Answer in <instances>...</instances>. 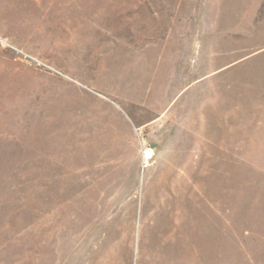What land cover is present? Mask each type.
I'll list each match as a JSON object with an SVG mask.
<instances>
[{
    "label": "rangeland",
    "instance_id": "1",
    "mask_svg": "<svg viewBox=\"0 0 264 264\" xmlns=\"http://www.w3.org/2000/svg\"><path fill=\"white\" fill-rule=\"evenodd\" d=\"M45 180L60 216L107 194L112 264L166 206L202 264H264V0H0V264H42Z\"/></svg>",
    "mask_w": 264,
    "mask_h": 264
},
{
    "label": "bare ground",
    "instance_id": "2",
    "mask_svg": "<svg viewBox=\"0 0 264 264\" xmlns=\"http://www.w3.org/2000/svg\"><path fill=\"white\" fill-rule=\"evenodd\" d=\"M152 158V152H145V159ZM42 206V264H63L68 257L59 239H68L70 243L80 241L87 237L90 251L88 264H112L108 257L114 251L111 247L116 245L118 249L130 246L132 233L129 224L125 229L113 230L114 222L108 216L105 206L107 194L103 191L94 193L89 203V213L86 220L79 217L83 199L73 197L62 210L66 215L60 216L56 200L51 198L48 182L45 180L43 187ZM173 200V198H170ZM81 200V201H80ZM54 210V212L52 211ZM174 207L166 206L160 213L162 224L156 220V214L149 216L140 229V258L139 264H202L201 256V232L202 223L200 216H191L188 213L181 214L180 221L172 216ZM61 211V210H60ZM153 221V222H152ZM64 227H60V225ZM120 240L112 245V241Z\"/></svg>",
    "mask_w": 264,
    "mask_h": 264
}]
</instances>
